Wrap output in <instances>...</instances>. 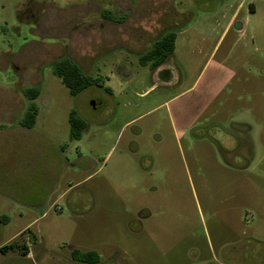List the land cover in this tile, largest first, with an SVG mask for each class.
Segmentation results:
<instances>
[{
	"label": "rangeland",
	"instance_id": "obj_1",
	"mask_svg": "<svg viewBox=\"0 0 264 264\" xmlns=\"http://www.w3.org/2000/svg\"><path fill=\"white\" fill-rule=\"evenodd\" d=\"M239 2L0 0V264H264V0L221 38ZM167 32V61L141 65ZM63 56L101 87L70 96Z\"/></svg>",
	"mask_w": 264,
	"mask_h": 264
},
{
	"label": "trees",
	"instance_id": "obj_2",
	"mask_svg": "<svg viewBox=\"0 0 264 264\" xmlns=\"http://www.w3.org/2000/svg\"><path fill=\"white\" fill-rule=\"evenodd\" d=\"M102 17L113 22L120 23L124 20V16L114 15L112 11L106 10L102 12ZM176 35L173 32H167L153 42L151 47L139 57L141 65H149L151 69H155L165 63L170 55L174 52ZM53 74L67 89L70 96L75 97L81 92L91 87H101V80L98 77H92L82 71L80 66L67 56L59 58L53 66ZM39 93L38 88H30L26 90L25 96L29 101L24 111L20 125L23 128H33L38 113L37 107L33 102ZM69 123V139L71 141L80 140L82 132L87 128V122L78 114L76 110H72L68 116ZM17 248L15 242L9 243L0 248V252L6 253L8 250ZM19 248V247H18ZM23 256L27 254L25 245L18 249ZM73 259L87 263H98L99 255L94 251L80 252L73 250L71 252Z\"/></svg>",
	"mask_w": 264,
	"mask_h": 264
},
{
	"label": "crops",
	"instance_id": "obj_3",
	"mask_svg": "<svg viewBox=\"0 0 264 264\" xmlns=\"http://www.w3.org/2000/svg\"><path fill=\"white\" fill-rule=\"evenodd\" d=\"M243 1L244 0H240V2L238 3V5H237V7L235 8V10L233 11V13H232V15H231V17H230V19H229V21H228V23L226 24V26H225V28H224V31H223V33L221 34V38H222V36L224 35V33L226 32V30L229 28V30L232 28V26H235L236 27V30L237 31H241L242 29H243V25L241 24V23H238V24H236V18L238 17V14L240 13V11H241V9H242V7H243ZM240 9V10H239ZM239 10V11H238ZM237 12H239L238 14H237ZM220 38V39H221ZM164 68V67H163ZM159 70V69H158ZM21 128H23V127H21ZM24 129H26V128H24ZM35 154V153H34ZM25 162H27V161H25ZM24 163V161H21V163L19 162V165H22ZM16 207L17 208H20L21 206L20 205H17L16 204ZM18 214V216L21 218L22 217V212H18L17 213ZM44 215V213L43 214H41V216H43ZM36 219H34L33 221H35ZM10 224H12V217H10V216H1L0 217V234H3L4 233V231H5V229L7 228L8 229V227H9V225ZM25 229L26 228H21V229H16V230H14V238L16 237H18V236H20L24 231H25ZM35 239V238H34ZM25 245V247H26V251H27V254L25 255V256H22V258H23V260H25L26 262H31V259H30V254H29V252H28V250H27V245L26 244H24ZM0 248H2V247H0ZM26 264H28V263H26Z\"/></svg>",
	"mask_w": 264,
	"mask_h": 264
},
{
	"label": "flooded vegetation",
	"instance_id": "obj_4",
	"mask_svg": "<svg viewBox=\"0 0 264 264\" xmlns=\"http://www.w3.org/2000/svg\"><path fill=\"white\" fill-rule=\"evenodd\" d=\"M20 92H22V87L20 88ZM20 120H21V118L19 119V123H20ZM12 122H13V120H10V121L7 123V126L11 127V126H12ZM7 126H6V127H7ZM20 127H22V126L20 125Z\"/></svg>",
	"mask_w": 264,
	"mask_h": 264
}]
</instances>
